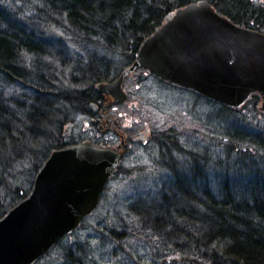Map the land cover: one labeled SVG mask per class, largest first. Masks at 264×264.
<instances>
[{
	"label": "trees",
	"instance_id": "trees-1",
	"mask_svg": "<svg viewBox=\"0 0 264 264\" xmlns=\"http://www.w3.org/2000/svg\"><path fill=\"white\" fill-rule=\"evenodd\" d=\"M193 1L0 0V193L9 198L6 206L0 201V217L32 186L15 188L13 167L30 165L32 183L52 149L81 141L63 136L62 125L73 122L76 114H89V104L102 98L96 84L115 79L165 14ZM207 1L235 24L264 32L263 0ZM76 46L106 49L117 59L95 58L88 52L80 58L71 52ZM183 90L229 114L230 121L207 126L219 127L215 143L222 151L185 149L169 131L157 137L159 157L154 161L171 174L158 184L153 201L131 209L136 227H106L107 236L141 242L151 258L146 264H264L260 96L253 93L235 108ZM249 104L261 114L254 124L240 113L239 108ZM25 170L23 166L21 172Z\"/></svg>",
	"mask_w": 264,
	"mask_h": 264
},
{
	"label": "water",
	"instance_id": "water-1",
	"mask_svg": "<svg viewBox=\"0 0 264 264\" xmlns=\"http://www.w3.org/2000/svg\"><path fill=\"white\" fill-rule=\"evenodd\" d=\"M139 68L229 107L257 93L264 114V32L235 24L207 0L166 13L133 62L115 79L96 84L111 99L108 105L126 102L122 83ZM120 157L115 149L86 141L52 149L29 192L0 217V264H35L73 232L98 206Z\"/></svg>",
	"mask_w": 264,
	"mask_h": 264
},
{
	"label": "rangeland",
	"instance_id": "rangeland-1",
	"mask_svg": "<svg viewBox=\"0 0 264 264\" xmlns=\"http://www.w3.org/2000/svg\"><path fill=\"white\" fill-rule=\"evenodd\" d=\"M98 49L96 46L86 49L76 46L71 47V52L81 56L80 58L86 52L95 58H113L112 53L107 54L108 50L97 52ZM118 60L122 58L119 57ZM122 86L128 98L125 103L110 110L111 116L117 118L122 127L133 134L145 128L153 130V140L145 144L143 149L137 147L124 158L119 172L108 180L95 210L85 216L72 233L64 236L35 264H80V261L83 264L148 263L151 261L150 254L141 242L124 237L120 241H114L107 236L105 228L129 231L130 226L136 227L137 220L129 215L131 209L135 211L134 207L142 201H153L158 184L171 174L167 169L157 168L154 161L157 155V146L154 143L156 138L167 135L169 131L168 134L177 136L178 142L185 149L206 148L216 154L223 149L215 143L219 138V135L216 136L219 127H207L209 124L216 126L219 120L230 121V117L227 120L229 114L217 104L197 97L189 91L162 84L153 76L142 74L140 69L126 78ZM239 109L240 113L245 115V120L252 121L253 124L261 120V114L252 109L251 104ZM73 122L71 136L82 140L95 137V128L90 125L87 114H76ZM222 122L221 125H226ZM65 126L62 125V128ZM177 156L181 157L179 154ZM23 166L26 170L21 172ZM29 169L31 166L26 167L24 163H17L13 167L11 183L14 187H18L15 184L24 189L31 186L32 172H29ZM26 184L28 186H25ZM0 201L6 206L9 198L1 192ZM100 228H104V232L100 231ZM128 251L135 259L127 253ZM67 253H71V257L67 256Z\"/></svg>",
	"mask_w": 264,
	"mask_h": 264
},
{
	"label": "flooded vegetation",
	"instance_id": "flooded-vegetation-1",
	"mask_svg": "<svg viewBox=\"0 0 264 264\" xmlns=\"http://www.w3.org/2000/svg\"><path fill=\"white\" fill-rule=\"evenodd\" d=\"M137 70H135V72L130 74L128 77L134 75ZM140 70L142 74L150 75V74L145 73L142 69ZM98 94H100L102 98L99 99L97 103H94L95 107L89 108L90 113L87 114V118H88L90 125L95 128V131H96L95 137L94 138L92 137L91 139L89 138L88 139L84 138L83 140L80 139L81 141H78V142L86 141V142L93 143L94 145H97V146L112 148V149H115L117 152H119L121 157H120L118 166L116 167V169L111 175V177H113L116 173L119 172L121 162L124 161V158L129 153L135 151L137 147L143 149V147H145V144L153 140V130L151 131L149 128H145V129L136 131V133L133 134L130 130L124 129L122 125L120 124L119 120L117 118L112 117L110 113V110L115 109V107L120 104L110 103L108 105L111 99L99 92ZM127 98H128V95H127ZM71 123L72 125L70 127V131H71V128L74 126V122H71ZM64 128H63V132H64ZM69 136H65V137L68 138ZM139 136L140 138H138Z\"/></svg>",
	"mask_w": 264,
	"mask_h": 264
}]
</instances>
